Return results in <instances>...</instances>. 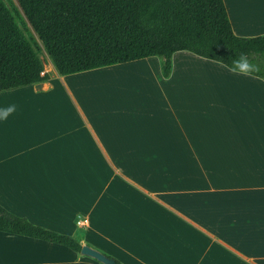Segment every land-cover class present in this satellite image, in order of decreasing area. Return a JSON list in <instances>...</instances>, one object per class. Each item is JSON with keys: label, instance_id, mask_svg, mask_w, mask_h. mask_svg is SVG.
<instances>
[{"label": "crops", "instance_id": "1", "mask_svg": "<svg viewBox=\"0 0 264 264\" xmlns=\"http://www.w3.org/2000/svg\"><path fill=\"white\" fill-rule=\"evenodd\" d=\"M225 2L237 35L264 36V0ZM156 58L25 91L66 78L70 105L3 107L0 204L121 264H264V78L190 51L166 76ZM0 238V264H104Z\"/></svg>", "mask_w": 264, "mask_h": 264}, {"label": "trees", "instance_id": "2", "mask_svg": "<svg viewBox=\"0 0 264 264\" xmlns=\"http://www.w3.org/2000/svg\"><path fill=\"white\" fill-rule=\"evenodd\" d=\"M18 2L23 12L15 0H0V91L51 77L29 24L62 75L161 57L168 76L173 55L190 51L264 78V36L237 35L225 0ZM241 54L247 66L234 64ZM0 232L63 244L82 254L83 245L74 237L34 225L1 204Z\"/></svg>", "mask_w": 264, "mask_h": 264}, {"label": "rangeland", "instance_id": "3", "mask_svg": "<svg viewBox=\"0 0 264 264\" xmlns=\"http://www.w3.org/2000/svg\"><path fill=\"white\" fill-rule=\"evenodd\" d=\"M15 1L19 5L18 0H15ZM30 28H31V30H32V32H33V34H34V36H35V38L39 44V48H37L38 55L41 57V59L45 63L47 71H49L51 74L52 73L54 74L55 71H57V70H56V67H55L53 60L49 56V54L46 51L43 43L40 41L38 35L36 34L35 30L33 29V27L31 25H30ZM156 59H163V58L158 57ZM116 66L125 67L122 65H115L113 67H116ZM111 72H116V70H112ZM59 75H61V74H59ZM61 76L65 77L64 75H61ZM114 76H116V75H114ZM70 82H72V80H67L65 78V81H64L61 78H59V76H56V78H54L51 81V83H53V86L50 87V91L45 92L42 95L44 97L42 99H39L38 97L33 96V95L24 96V95H26V93H25L26 89L29 88L28 86H23V87H19V88L7 90V91H1L0 92V122H3V118H4L3 114L5 113V110L3 109V107L6 108L7 106L30 105V104L31 105H39V104L70 105L71 104L70 101L63 96V95H65L63 91L64 90L68 91V86L69 87L71 86ZM97 87H99V86L97 85ZM68 95H69V93H68ZM0 233H1L0 237H4V234H6L5 232H0ZM0 241H2V238H0Z\"/></svg>", "mask_w": 264, "mask_h": 264}, {"label": "water", "instance_id": "4", "mask_svg": "<svg viewBox=\"0 0 264 264\" xmlns=\"http://www.w3.org/2000/svg\"><path fill=\"white\" fill-rule=\"evenodd\" d=\"M19 7L22 10L20 4H19ZM22 12H23V10H22ZM38 85L40 86V83ZM81 253L84 256L92 257V258H94V259H96V260H98L104 264H120L115 258H112V257L106 255L105 253H103L99 249H96L90 245H83Z\"/></svg>", "mask_w": 264, "mask_h": 264}, {"label": "clouds", "instance_id": "5", "mask_svg": "<svg viewBox=\"0 0 264 264\" xmlns=\"http://www.w3.org/2000/svg\"><path fill=\"white\" fill-rule=\"evenodd\" d=\"M240 63H244L246 66L248 64L247 58L245 57L244 54H241L240 57H239V59L236 60V61H234V64L239 65Z\"/></svg>", "mask_w": 264, "mask_h": 264}]
</instances>
